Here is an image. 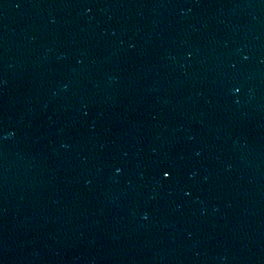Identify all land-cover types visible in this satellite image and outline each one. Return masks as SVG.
<instances>
[{
  "label": "water",
  "instance_id": "95a60500",
  "mask_svg": "<svg viewBox=\"0 0 264 264\" xmlns=\"http://www.w3.org/2000/svg\"><path fill=\"white\" fill-rule=\"evenodd\" d=\"M0 264H264V0H0Z\"/></svg>",
  "mask_w": 264,
  "mask_h": 264
},
{
  "label": "snow or ice",
  "instance_id": "6c2138e0",
  "mask_svg": "<svg viewBox=\"0 0 264 264\" xmlns=\"http://www.w3.org/2000/svg\"><path fill=\"white\" fill-rule=\"evenodd\" d=\"M171 177V172L168 171L167 169L162 170V178L167 180L170 179Z\"/></svg>",
  "mask_w": 264,
  "mask_h": 264
},
{
  "label": "clouds",
  "instance_id": "9594fccd",
  "mask_svg": "<svg viewBox=\"0 0 264 264\" xmlns=\"http://www.w3.org/2000/svg\"><path fill=\"white\" fill-rule=\"evenodd\" d=\"M8 135L11 136V133H9Z\"/></svg>",
  "mask_w": 264,
  "mask_h": 264
}]
</instances>
